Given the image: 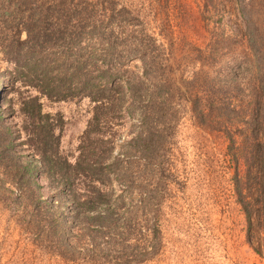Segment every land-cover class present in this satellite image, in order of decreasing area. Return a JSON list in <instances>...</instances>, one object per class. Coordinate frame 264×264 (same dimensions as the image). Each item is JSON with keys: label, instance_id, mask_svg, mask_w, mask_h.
I'll return each mask as SVG.
<instances>
[{"label": "rangeland", "instance_id": "374dc122", "mask_svg": "<svg viewBox=\"0 0 264 264\" xmlns=\"http://www.w3.org/2000/svg\"><path fill=\"white\" fill-rule=\"evenodd\" d=\"M117 1L134 12L159 47L150 78L167 86L172 103L164 119L149 122H166L164 129L157 126L163 139H154L151 154L131 150L123 158L127 182L120 186L112 179L103 188L111 204L119 195L124 199L120 208L112 206L119 208L113 238L79 233L83 223L72 213L64 182L56 171L44 172L40 158L24 145L26 136L17 135L25 125L18 109L27 96H38L56 125L58 155L74 165L93 105L87 98L41 97L17 78L0 48L2 122L13 132L19 162L33 169L28 184L15 166L0 167V264H264V90L260 96L251 90L257 81L247 41L253 30L264 44V0H242L251 4L259 31L247 27L236 0ZM142 67L138 60L128 65L140 77ZM195 98L214 101L205 103L208 110L199 102L201 119L191 109ZM254 107L258 133L251 138ZM113 123L118 126L105 130L108 138L115 133V157L144 124L137 115ZM95 155L82 159L97 160ZM236 176L250 221L237 201Z\"/></svg>", "mask_w": 264, "mask_h": 264}, {"label": "trees", "instance_id": "16d2710c", "mask_svg": "<svg viewBox=\"0 0 264 264\" xmlns=\"http://www.w3.org/2000/svg\"><path fill=\"white\" fill-rule=\"evenodd\" d=\"M236 1L240 3V16L247 27L256 29V21L250 17L251 4ZM247 34L250 50L254 51L257 81L256 87L252 85L250 89L255 96H260L264 90V44L253 30ZM156 44L134 12L117 0H0V48L14 66L17 78L50 101L87 98L93 105L74 165L58 155L56 125L49 114L43 113L39 97L27 96L18 109L25 125L17 128V135L26 136L24 145L40 158L44 172L56 171L64 182L72 213L78 223H83L79 233L86 229L90 236L96 232L113 238L112 231L118 226L115 209L121 207L124 199L121 195L116 197L113 202L119 203L118 207L112 208L111 195L103 188L112 179L120 186L127 182L123 158L127 159L131 150L151 154L154 139H163V131L157 126L164 129L166 122L159 125L149 122L164 119L172 103L166 95L167 86L150 78L152 53L159 48ZM137 60L143 64L141 77L128 69ZM199 102L208 110L207 106L214 105V101L203 98L190 101L192 111L201 119L205 111L196 109ZM223 112L228 116L227 111ZM251 114L250 134L254 138L258 133L259 110L254 107ZM134 115L144 124L141 133L123 143L124 153L112 157L115 133L111 131L112 136L108 138L105 128L118 126L113 121ZM1 117L0 114V167L15 166L26 176V183L31 184L33 169L19 162L21 156L13 148V132ZM94 145L99 152H92ZM257 145V141L250 145L249 155H254L253 148ZM87 153L90 157L98 153L99 156L93 161H87V156L82 159ZM78 178H81L80 191L75 188ZM239 182L236 176L237 201L250 221ZM91 248L89 255L93 256L95 247Z\"/></svg>", "mask_w": 264, "mask_h": 264}]
</instances>
